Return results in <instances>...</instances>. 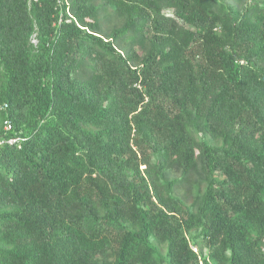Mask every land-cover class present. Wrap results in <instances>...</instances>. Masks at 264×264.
<instances>
[{
    "label": "trees",
    "instance_id": "1",
    "mask_svg": "<svg viewBox=\"0 0 264 264\" xmlns=\"http://www.w3.org/2000/svg\"><path fill=\"white\" fill-rule=\"evenodd\" d=\"M16 135L0 264H264V1L0 0Z\"/></svg>",
    "mask_w": 264,
    "mask_h": 264
},
{
    "label": "rangeland",
    "instance_id": "2",
    "mask_svg": "<svg viewBox=\"0 0 264 264\" xmlns=\"http://www.w3.org/2000/svg\"><path fill=\"white\" fill-rule=\"evenodd\" d=\"M100 18L101 22L103 23V29L106 31L109 30L111 27H116L123 23V17L119 15L116 10L111 6H107L106 9L101 11ZM195 177V174L187 177V181L177 188L176 193L183 198H190L195 193Z\"/></svg>",
    "mask_w": 264,
    "mask_h": 264
},
{
    "label": "built area",
    "instance_id": "3",
    "mask_svg": "<svg viewBox=\"0 0 264 264\" xmlns=\"http://www.w3.org/2000/svg\"><path fill=\"white\" fill-rule=\"evenodd\" d=\"M5 128L9 129L10 128V122L8 120L5 121ZM21 137L20 136H12L8 138H0V145L7 143L8 145H17L20 143ZM195 251L196 249L193 248Z\"/></svg>",
    "mask_w": 264,
    "mask_h": 264
}]
</instances>
